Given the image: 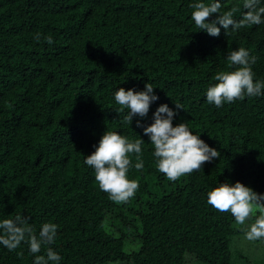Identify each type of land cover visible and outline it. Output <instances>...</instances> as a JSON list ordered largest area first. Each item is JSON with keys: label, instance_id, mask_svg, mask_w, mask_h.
<instances>
[{"label": "trees", "instance_id": "1", "mask_svg": "<svg viewBox=\"0 0 264 264\" xmlns=\"http://www.w3.org/2000/svg\"><path fill=\"white\" fill-rule=\"evenodd\" d=\"M196 2L215 0H0V221L22 215L37 235L58 225L39 253L0 244V264H34L48 247L59 264H264L230 247L259 213L244 227L207 203L225 182L264 194V95L222 107L206 99L216 73L237 67L227 57L240 47L257 57L255 79L264 81V23L226 34L218 24L213 37L191 18ZM219 2L221 12L240 8L237 21L247 11L243 0ZM146 83L159 99L129 124L114 94ZM175 103L173 125L187 123L220 157L169 181L137 120L146 127L160 104ZM105 131L144 140L130 154L128 178L139 188L127 203L109 199L84 163ZM131 237L138 247L127 251Z\"/></svg>", "mask_w": 264, "mask_h": 264}, {"label": "clouds", "instance_id": "2", "mask_svg": "<svg viewBox=\"0 0 264 264\" xmlns=\"http://www.w3.org/2000/svg\"><path fill=\"white\" fill-rule=\"evenodd\" d=\"M260 0H243L242 7L246 9L240 20L234 19L240 11L239 7H233L228 11L221 12L219 0L210 4L203 2L192 3L191 18L195 26L206 31L210 36L219 37L221 28L225 34L229 28L237 31L241 28L264 23V6H259ZM212 14L216 15L211 19ZM40 38L38 33L35 37ZM48 44H52L51 36L45 37ZM227 60L229 67L235 65L234 70L220 71L214 76L217 83L207 89L206 99L209 104L222 107L224 103H233L247 97L264 95V81L256 80V73L252 66L257 62V57L250 55L248 49L240 47L229 53ZM114 99L119 105L118 112L127 109L124 119L131 124L134 116L146 117L150 106L159 99L150 83L145 84L144 90H125L119 88ZM176 108H170L167 104H160L153 114V122L143 126L137 120V126L143 127L144 134L154 146V156L157 158L156 167L169 181H177L182 176L190 175L201 170L206 162L220 157V152L210 147L200 135L193 134L188 124L181 122L173 125L176 109H181L179 104ZM141 138L130 141L126 136L117 131H105L95 151L85 157L84 163L95 171V180L101 191L108 194L113 202L127 203L134 197L139 188V182L128 178V172L132 165L130 154H140ZM136 169L143 168V162L137 155ZM207 203L219 212H230L238 224H244L256 213L255 222L251 224L245 234L250 241L264 239V194L255 192L251 187L240 181L234 184L227 182L214 187L207 194ZM0 244L9 251L15 250L21 242L29 244V251L39 253L42 246L51 245L55 242L58 225L51 222L42 224L38 235L28 223V218L16 215L12 219L0 221ZM18 255H22L19 253ZM62 259L59 253L51 247L46 249L45 255H36L34 264H59Z\"/></svg>", "mask_w": 264, "mask_h": 264}, {"label": "rangeland", "instance_id": "3", "mask_svg": "<svg viewBox=\"0 0 264 264\" xmlns=\"http://www.w3.org/2000/svg\"><path fill=\"white\" fill-rule=\"evenodd\" d=\"M250 225L248 220L244 223V227ZM250 228V227H249ZM249 228H242L238 233L233 234L230 240V247L233 254H242L248 261L253 263H264V239L250 241L245 238ZM138 247L136 238L131 237L126 241V250L132 251ZM239 261V260H238ZM238 264H244L239 261Z\"/></svg>", "mask_w": 264, "mask_h": 264}]
</instances>
